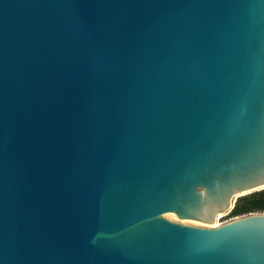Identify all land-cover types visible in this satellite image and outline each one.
Masks as SVG:
<instances>
[{
  "label": "water",
  "instance_id": "95a60500",
  "mask_svg": "<svg viewBox=\"0 0 264 264\" xmlns=\"http://www.w3.org/2000/svg\"><path fill=\"white\" fill-rule=\"evenodd\" d=\"M264 0H0V264H264Z\"/></svg>",
  "mask_w": 264,
  "mask_h": 264
},
{
  "label": "trees",
  "instance_id": "16d2710c",
  "mask_svg": "<svg viewBox=\"0 0 264 264\" xmlns=\"http://www.w3.org/2000/svg\"><path fill=\"white\" fill-rule=\"evenodd\" d=\"M242 202L235 205L231 213L232 215H242L251 212H264V189L247 194Z\"/></svg>",
  "mask_w": 264,
  "mask_h": 264
},
{
  "label": "rangeland",
  "instance_id": "374dc122",
  "mask_svg": "<svg viewBox=\"0 0 264 264\" xmlns=\"http://www.w3.org/2000/svg\"><path fill=\"white\" fill-rule=\"evenodd\" d=\"M245 196H248V195H243V196H238V197H236V199L234 200V206L235 205H238V204H240L241 202H242V200H243V198H245ZM233 206V207H234ZM251 213H260V212H251ZM247 214H249V213H247ZM242 215H245V214H242ZM238 216H241V215H236V216H234V215H232V213H231V211L230 212H227L226 214H224V217H218L217 218V224H219V223H223V222H225V221H229V220H231V219H233V218H236V217H238Z\"/></svg>",
  "mask_w": 264,
  "mask_h": 264
},
{
  "label": "bare ground",
  "instance_id": "6f19581e",
  "mask_svg": "<svg viewBox=\"0 0 264 264\" xmlns=\"http://www.w3.org/2000/svg\"><path fill=\"white\" fill-rule=\"evenodd\" d=\"M217 225V223H215L213 226H216Z\"/></svg>",
  "mask_w": 264,
  "mask_h": 264
}]
</instances>
